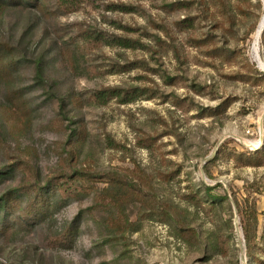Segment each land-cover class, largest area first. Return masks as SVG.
<instances>
[{"label":"rangeland","instance_id":"1","mask_svg":"<svg viewBox=\"0 0 264 264\" xmlns=\"http://www.w3.org/2000/svg\"><path fill=\"white\" fill-rule=\"evenodd\" d=\"M263 15L264 0H18L0 10V41L14 52L0 77V169L10 168L0 196L17 189L21 200L0 212V264H264ZM111 35L143 46L106 44ZM112 87L144 96L96 100ZM73 169L139 184L49 183ZM36 181L46 201L25 213Z\"/></svg>","mask_w":264,"mask_h":264},{"label":"trees","instance_id":"2","mask_svg":"<svg viewBox=\"0 0 264 264\" xmlns=\"http://www.w3.org/2000/svg\"><path fill=\"white\" fill-rule=\"evenodd\" d=\"M17 1L18 0H0V10L4 9L5 7ZM28 1L33 4H38L39 2V0H28ZM62 1L73 2L74 0H62ZM111 36H110L111 38L102 37L104 38V42H106V44L116 45L123 48H140L141 46H143L141 41L138 39H132L130 37L118 36V35H111ZM263 38H264V32H263ZM12 53H14L13 47L7 42L0 41V77L5 75L9 76L11 74V65L13 64V61H9L8 56L9 54ZM41 68L42 67L38 65V75H41ZM117 70L120 72L122 71V68L120 67ZM94 96L96 100L100 103H106L108 100L112 98H118L122 102H132L144 96V93H140V92L135 93L119 87H112V88L102 89L96 92ZM9 100L12 102V104H14L17 110H21V108L24 105V101L22 97L16 91L10 93ZM8 169L10 168L7 167L5 169L4 168L0 169V181L4 178V173L6 172L5 170ZM90 180L103 182L109 185H113L114 182L119 180L123 182H130V184H134V185L139 184V182L134 177L121 175L114 172L98 173V172H91L88 170H77V169H73L69 173H64V175L55 177L51 179L49 183L52 184V186L60 188L63 192H67L72 188L77 192H81L86 190L85 183ZM109 185L108 188L110 187ZM30 189L34 191V194L31 197L29 207L25 211V213H31L37 205L44 203L46 201V193L41 183L36 181V183L27 185L26 190L29 191ZM111 200H112L111 202H113V199ZM20 204H21L20 193L17 189H10L0 196V212H3V215L5 217L16 211V209L18 208V206H20ZM5 220L6 219H4V221H0V230L7 228V224ZM117 221H118L117 225L119 229L125 230V227L122 225V223L124 222L122 218L119 217ZM125 222L128 221L125 220ZM244 222H245L244 235L247 242V247L251 248V243L253 239H255L256 237V231L253 229L252 225L253 223L255 224L258 223L256 210L250 211Z\"/></svg>","mask_w":264,"mask_h":264},{"label":"bare ground","instance_id":"3","mask_svg":"<svg viewBox=\"0 0 264 264\" xmlns=\"http://www.w3.org/2000/svg\"><path fill=\"white\" fill-rule=\"evenodd\" d=\"M263 30H264V15L260 21L259 27L257 28V30L255 32L254 52H255L258 60H261L259 57V54H258V44H259L260 37L263 33Z\"/></svg>","mask_w":264,"mask_h":264}]
</instances>
